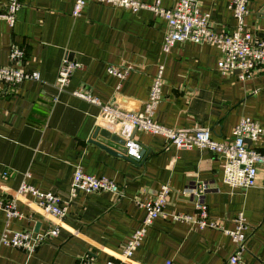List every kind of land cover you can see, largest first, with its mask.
Wrapping results in <instances>:
<instances>
[{
    "label": "crops",
    "instance_id": "0c3cea01",
    "mask_svg": "<svg viewBox=\"0 0 264 264\" xmlns=\"http://www.w3.org/2000/svg\"><path fill=\"white\" fill-rule=\"evenodd\" d=\"M176 1L161 0L160 5L170 7ZM229 1L197 0L202 11L210 12L218 32L236 27ZM73 4L74 0H21L13 26L0 20V66L39 74L38 79L14 86L0 84V202L15 198L23 214L6 223L0 207V236L5 227L43 232L56 221L30 193L16 195L22 182L56 191L67 207L58 234L34 251L0 244V264H79L87 254L98 264L119 261L122 246L144 216L141 204L164 183L170 187L165 215L153 221L126 264H225L235 249L225 230L234 228L239 213L247 224L240 258L243 264H259L264 260V163L257 165L254 186L233 187L222 180L220 152L177 148L161 134L133 127L112 134L122 140L134 136L145 150L143 159H129L123 144L98 134L93 140L115 152L111 153L91 141L99 106L72 92L83 87L105 103L118 96L112 104L138 112L163 65L154 120L176 130L208 129L212 139L228 141L242 116L264 128V69L245 80L236 73L224 74L217 66L220 50L206 43L175 42L163 51L166 20L149 8L133 10L91 0L74 17ZM248 10L245 26L264 35V0H249ZM12 44L23 50L22 60H11ZM65 58L80 66L60 87L56 78ZM110 65L130 69L118 78L107 71ZM258 146L264 147V135ZM76 165L115 180L122 194H71ZM201 182L209 186L203 199L217 227L199 229L172 217L194 215L193 192Z\"/></svg>",
    "mask_w": 264,
    "mask_h": 264
},
{
    "label": "built area",
    "instance_id": "2783aa9c",
    "mask_svg": "<svg viewBox=\"0 0 264 264\" xmlns=\"http://www.w3.org/2000/svg\"><path fill=\"white\" fill-rule=\"evenodd\" d=\"M91 0H74L72 15L79 16ZM98 3L112 6H122L136 10L138 8H149L155 14L166 20V30L163 38V51L168 52L175 42L193 41L215 45L221 52L217 66L224 74L236 73L239 80L249 78L256 71L264 69V35L252 32L245 26V17L248 14L249 0H230L229 8L232 11L236 27L230 32H218L213 26L211 14L199 8L197 0H177L173 6L162 7L161 0H154L148 4L142 0H93ZM21 6V0H0V20L6 21L10 26L15 24L17 11ZM23 50L16 44L11 45L10 58L13 61L23 59ZM80 64L74 60L64 59L59 67L57 83L60 87L67 84L74 70ZM130 67L110 65L107 71L124 78ZM163 65L158 66L152 87L143 109L138 112L128 111L119 105L105 103L83 87L75 89L72 94L89 101L100 108L96 117L97 126L105 130L116 132L126 127L136 130L163 135L177 148H208L220 152L223 155L222 180L233 187L248 188L256 184L257 165L264 163V147L258 146V141L264 135L263 126L250 116H242L231 131L228 141H216L211 138L208 129H197L193 131L176 130L158 124L154 120V112L157 103L161 99ZM37 71H25L11 66H0V84L14 86L24 79H38ZM122 127V128H121ZM121 128V129H120ZM124 155L135 161H141L143 146L134 136H128L123 144ZM209 186L206 182L198 183L193 192L195 197V213L175 214L174 219L182 220L199 229L205 227H217L218 222L210 217L207 203L203 196ZM83 192H108L120 196L118 183L105 176H96L86 173L80 165H76L72 174L70 193ZM170 192L168 184H161L156 194L141 205L145 210L140 224L132 232L120 251V260H108L103 264H126L133 256L135 250L141 244L147 229L153 221L165 215L164 206ZM30 193L37 206L56 221H52L46 231L34 232L32 229L13 230L5 227L0 236V244L16 247L27 252L34 251L49 237L59 232L60 222L65 218L67 207L61 196L54 190L42 191L37 187L22 182L16 190V195ZM0 207L6 213V223L12 217L23 216L18 209L16 199L0 202ZM247 224L242 213L234 219V228L225 230L235 245L233 253L228 257L225 264H243L240 253L245 248ZM79 264H98L91 255L81 258ZM164 264H171L166 261ZM259 264H264V260Z\"/></svg>",
    "mask_w": 264,
    "mask_h": 264
},
{
    "label": "water",
    "instance_id": "95a60500",
    "mask_svg": "<svg viewBox=\"0 0 264 264\" xmlns=\"http://www.w3.org/2000/svg\"><path fill=\"white\" fill-rule=\"evenodd\" d=\"M117 99H119V97H118V96H115V97L112 99L111 103H114V101L117 100ZM123 101L125 102V100H123ZM126 110L136 112L138 109H137V108H127ZM98 134H99L100 136L105 137V138H110L111 140H114V141H116V142H119V143H121V144H124V140H122V139H121L120 137H118L117 135L112 134V133L109 132L108 130H105V129H102V128L97 127V128L95 129L94 133H93V136H92L91 141H93L94 143H96L97 145L103 147L104 149H106L107 151H109V152H111V153H115V152L112 151L110 148H108L106 145H104V144H102V143H100V142H98V141L93 140ZM141 152H142V154L144 155L145 150L142 149ZM128 158L131 159V160H133L131 157H128ZM134 161H135V160H134Z\"/></svg>",
    "mask_w": 264,
    "mask_h": 264
}]
</instances>
